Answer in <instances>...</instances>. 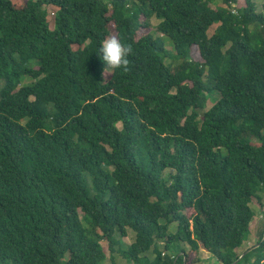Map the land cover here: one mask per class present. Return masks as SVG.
<instances>
[{"label": "trees", "instance_id": "obj_1", "mask_svg": "<svg viewBox=\"0 0 264 264\" xmlns=\"http://www.w3.org/2000/svg\"><path fill=\"white\" fill-rule=\"evenodd\" d=\"M244 1L0 0V264H104L103 242L264 264V233L238 252L264 206V0ZM111 24L131 52L106 79Z\"/></svg>", "mask_w": 264, "mask_h": 264}, {"label": "rangeland", "instance_id": "obj_2", "mask_svg": "<svg viewBox=\"0 0 264 264\" xmlns=\"http://www.w3.org/2000/svg\"><path fill=\"white\" fill-rule=\"evenodd\" d=\"M29 0H23V2H27ZM212 7L213 8H221L223 7V4L221 2V0H212ZM262 4H263V0H259L258 1V12L262 11ZM244 7L245 6V1L244 0H239V3L237 5V7ZM53 13V12H52ZM144 18H141V21L144 22ZM158 21L154 18L151 19L149 21V28L145 29L142 28L138 35H137V39H142L143 37L147 36V35H152L153 37H161L162 35H160L157 32V27H158ZM110 31H111V37H115L117 38V32L115 29L114 24L110 25ZM164 42H165V46L166 49L168 50V54H169V58L172 57V52H173V46L171 44V42L167 39V38H163ZM192 58L197 61V62H201L202 60L200 58V54L197 48H193L192 49ZM168 62H170V60H168ZM112 76V69H108L106 74H105V78L106 79H110ZM32 81L31 80H27L24 85H29L31 84ZM215 99L217 100L218 97H215ZM215 101L214 100H210L208 107L206 109V111H208L209 109H211L214 105ZM261 198L264 201V194H261ZM253 209L256 212V217L254 219V221L251 224V234L249 236L248 241L243 245V247L238 251L239 254H243L246 251L250 250L251 248H254L257 246L259 240L261 239L263 233H264V206H261L258 202L257 199H254L253 201ZM194 214L193 211H188L187 215L190 217ZM173 233L176 232V227H172L171 230ZM118 238L120 239V237L118 236ZM120 241L122 242V244H124V246L126 248H129L135 241V235L133 233H129V235L125 238H121ZM103 247L105 248V251L107 253L108 256V260L104 263V264H133L129 261H127L122 253L119 251L120 246H116L115 249V254H112L109 250V246L108 243L103 242ZM125 248V249H126ZM160 251L163 252V255L165 254V250H164V245H160L159 246ZM186 248V252L188 254V262L189 264H217L216 260L214 258H212L211 254H209L207 251L205 250H200L197 254L192 253V251L190 250V248L188 246H185ZM148 258L150 259L151 262H153L155 260V258L157 257V254L154 253L153 251L148 253Z\"/></svg>", "mask_w": 264, "mask_h": 264}, {"label": "clouds", "instance_id": "obj_3", "mask_svg": "<svg viewBox=\"0 0 264 264\" xmlns=\"http://www.w3.org/2000/svg\"><path fill=\"white\" fill-rule=\"evenodd\" d=\"M131 49L125 47L117 38L105 39L100 47L98 56L107 69H121L128 64L127 57Z\"/></svg>", "mask_w": 264, "mask_h": 264}, {"label": "water", "instance_id": "obj_4", "mask_svg": "<svg viewBox=\"0 0 264 264\" xmlns=\"http://www.w3.org/2000/svg\"><path fill=\"white\" fill-rule=\"evenodd\" d=\"M251 250H252V249H251ZM245 255H246V253H245L241 258H243Z\"/></svg>", "mask_w": 264, "mask_h": 264}]
</instances>
